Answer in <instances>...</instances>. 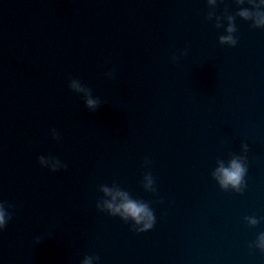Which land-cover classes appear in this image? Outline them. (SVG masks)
I'll return each mask as SVG.
<instances>
[{
	"label": "water",
	"instance_id": "95a60500",
	"mask_svg": "<svg viewBox=\"0 0 264 264\" xmlns=\"http://www.w3.org/2000/svg\"><path fill=\"white\" fill-rule=\"evenodd\" d=\"M251 6L0 0V264H264L249 247L264 230V27L237 15ZM229 15L232 46L217 40ZM241 143L245 187L222 189L211 173ZM101 185L146 202L152 227L98 208Z\"/></svg>",
	"mask_w": 264,
	"mask_h": 264
},
{
	"label": "clouds",
	"instance_id": "9594fccd",
	"mask_svg": "<svg viewBox=\"0 0 264 264\" xmlns=\"http://www.w3.org/2000/svg\"><path fill=\"white\" fill-rule=\"evenodd\" d=\"M210 5L215 3V0H208ZM251 8L241 7L237 9V15L245 20H251L255 27H264V0H250ZM211 15V13H209ZM225 19L228 23L225 26V34L217 37L221 44L229 46L235 45L236 38L233 35L235 27L233 24V17L227 16ZM183 54V50H181ZM176 55L173 53L172 59L175 60ZM107 77H111V72H106ZM68 87L74 92L83 93V104L89 111H95L101 104V100L92 95L90 90L84 87L78 78H69ZM49 133L53 139H58L55 129H49ZM248 151V145L240 144L239 155H232L227 161V164L218 161L217 167L213 169L212 176L217 181L222 189L231 188L233 191L240 192L245 187L244 176L247 169L245 153ZM37 160L41 166H47L50 170L57 168H64L66 165L61 163L54 156L38 155ZM153 184V177L146 173L144 176V187L150 188ZM101 190L107 199L97 202V207L101 210L106 209L109 214L119 216L124 221H131L129 225L135 231H143L152 227L154 223V214L152 209L146 202L132 199L125 191L117 187H107L101 185ZM12 207L10 204L6 205L4 201H0V229H3L7 221L11 218V212L7 209ZM248 224L255 225L257 218L255 216L245 217ZM41 237L39 235L34 237L35 242H39ZM249 247H255L261 252H264V230L259 231L255 239L250 243ZM98 257L94 254H85L80 260L79 264H94ZM264 261V257H262Z\"/></svg>",
	"mask_w": 264,
	"mask_h": 264
}]
</instances>
